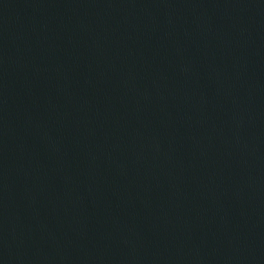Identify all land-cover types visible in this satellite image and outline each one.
<instances>
[{"label":"water","instance_id":"1","mask_svg":"<svg viewBox=\"0 0 264 264\" xmlns=\"http://www.w3.org/2000/svg\"><path fill=\"white\" fill-rule=\"evenodd\" d=\"M0 264H264V0H0Z\"/></svg>","mask_w":264,"mask_h":264}]
</instances>
